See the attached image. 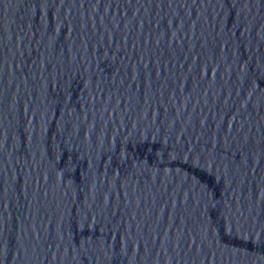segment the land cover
<instances>
[{
	"label": "water",
	"instance_id": "1",
	"mask_svg": "<svg viewBox=\"0 0 264 264\" xmlns=\"http://www.w3.org/2000/svg\"><path fill=\"white\" fill-rule=\"evenodd\" d=\"M0 264H264V0H0Z\"/></svg>",
	"mask_w": 264,
	"mask_h": 264
}]
</instances>
